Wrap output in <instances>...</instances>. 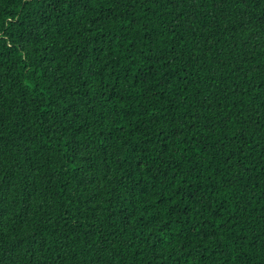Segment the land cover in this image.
I'll use <instances>...</instances> for the list:
<instances>
[{
  "label": "trees",
  "instance_id": "16d2710c",
  "mask_svg": "<svg viewBox=\"0 0 264 264\" xmlns=\"http://www.w3.org/2000/svg\"><path fill=\"white\" fill-rule=\"evenodd\" d=\"M0 264H264V0H0Z\"/></svg>",
  "mask_w": 264,
  "mask_h": 264
}]
</instances>
